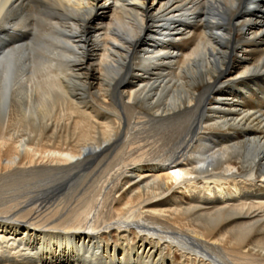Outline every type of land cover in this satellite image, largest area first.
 Instances as JSON below:
<instances>
[{
    "label": "bare ground",
    "instance_id": "1",
    "mask_svg": "<svg viewBox=\"0 0 264 264\" xmlns=\"http://www.w3.org/2000/svg\"><path fill=\"white\" fill-rule=\"evenodd\" d=\"M0 264H264V0H0Z\"/></svg>",
    "mask_w": 264,
    "mask_h": 264
}]
</instances>
